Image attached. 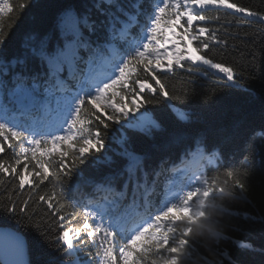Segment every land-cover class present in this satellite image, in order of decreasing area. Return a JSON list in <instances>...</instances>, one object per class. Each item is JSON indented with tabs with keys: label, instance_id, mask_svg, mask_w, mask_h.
I'll use <instances>...</instances> for the list:
<instances>
[{
	"label": "snow or ice",
	"instance_id": "obj_1",
	"mask_svg": "<svg viewBox=\"0 0 264 264\" xmlns=\"http://www.w3.org/2000/svg\"><path fill=\"white\" fill-rule=\"evenodd\" d=\"M29 6L0 0V223L36 233L34 246L46 244L59 264H186L195 253L213 264L202 247L232 264L219 248L231 239L225 217L240 215L231 204L248 201L258 160L264 170V125L245 142L240 163L227 167L203 136L183 148L181 164L195 157L194 167L135 144L162 131L149 105L191 120L177 105L198 96L196 74L219 73L223 87L248 90L242 69L213 58L214 46L228 41L211 25L221 10L264 25V10L231 0H91L58 14L54 42L33 34L9 58L3 21ZM177 69L190 74L179 91L166 82ZM0 264H31L11 227L0 228Z\"/></svg>",
	"mask_w": 264,
	"mask_h": 264
},
{
	"label": "trees",
	"instance_id": "obj_2",
	"mask_svg": "<svg viewBox=\"0 0 264 264\" xmlns=\"http://www.w3.org/2000/svg\"><path fill=\"white\" fill-rule=\"evenodd\" d=\"M9 2L15 6L20 0ZM90 2L91 0H30V6L22 13L14 11L10 14L18 16L17 20L9 22L5 18L3 21L6 54L9 58L22 54L25 51V39L33 34L37 37L52 36L54 42V24L58 14L67 6L82 7ZM231 2L250 6L254 10H264V0ZM224 11H220V20L213 22L211 26L221 27L220 35L227 39L228 44L227 47L214 46L212 55L218 61L232 65L238 70L242 69L247 78L248 90L245 91L244 87H223L218 80V73L209 72L207 76L196 74L198 96L189 103L177 105L190 114L191 120L179 121L173 110L163 103L147 106L150 114L160 121L162 131L156 132L154 138H144L142 142L136 143L138 151H151L157 158L181 166L183 148L191 144L196 136H203L209 146L216 145L223 151L222 167L238 165L244 155L245 142L253 131L264 125V80L261 79L264 72V25L245 23L248 18L240 14L224 15ZM207 14L215 16L217 13L213 11ZM226 20L231 23L225 24ZM224 27H228L229 34L224 33ZM189 75L177 69L175 75L166 77V82L170 88L174 87L179 91L186 86ZM213 92L215 95L212 100L205 103L204 96L212 95ZM129 135L135 136L136 133L129 130ZM177 136L182 138L179 144L174 142ZM257 163L258 169L251 177V185L246 193L248 201L231 204L232 208L240 210V215L225 217L227 226L224 230L231 239L222 241L219 248L231 253L232 264H264V170L259 168V160ZM94 171L89 168L90 173ZM4 195L6 193L0 189V198ZM40 208L42 210L43 205ZM245 212L248 213V218L244 217ZM4 219L0 216V220ZM0 227H11L25 236L31 264H49V261L53 260L59 264V257L46 244L41 242L38 247L34 246V240L39 239L36 233L18 228L11 220L7 224L0 223ZM234 241L247 242L252 247L250 250H241L236 247ZM200 251L208 256L213 264H219L218 255L207 252L203 247ZM186 264H205V261L199 253H195Z\"/></svg>",
	"mask_w": 264,
	"mask_h": 264
},
{
	"label": "rangeland",
	"instance_id": "obj_3",
	"mask_svg": "<svg viewBox=\"0 0 264 264\" xmlns=\"http://www.w3.org/2000/svg\"><path fill=\"white\" fill-rule=\"evenodd\" d=\"M177 32H178V31H177ZM169 39H170V40L173 39V37L171 36V34H169ZM166 46L169 47V48L171 49V44L166 45ZM188 51H189V52H192V48L189 47ZM167 56H168V58L164 61L165 64H167V63L171 60V52H169V53L167 54ZM218 74H219V73H218ZM137 103H139V100L137 101ZM141 110L143 111V109H141ZM196 163H197V158H195V162H192V161H186V162H184L183 166L188 164V165H191L190 167H194V166L196 165Z\"/></svg>",
	"mask_w": 264,
	"mask_h": 264
},
{
	"label": "water",
	"instance_id": "obj_4",
	"mask_svg": "<svg viewBox=\"0 0 264 264\" xmlns=\"http://www.w3.org/2000/svg\"><path fill=\"white\" fill-rule=\"evenodd\" d=\"M0 228H4V227H0ZM11 229L14 230V231H17V230H15L13 228H11ZM22 236H23V239L25 241V246H26V258L30 260L29 251H28V243H27V240H26L25 236L24 235H22Z\"/></svg>",
	"mask_w": 264,
	"mask_h": 264
},
{
	"label": "bare ground",
	"instance_id": "obj_5",
	"mask_svg": "<svg viewBox=\"0 0 264 264\" xmlns=\"http://www.w3.org/2000/svg\"><path fill=\"white\" fill-rule=\"evenodd\" d=\"M170 40V39H169ZM188 165V164H187ZM188 166H191V165H188Z\"/></svg>",
	"mask_w": 264,
	"mask_h": 264
}]
</instances>
